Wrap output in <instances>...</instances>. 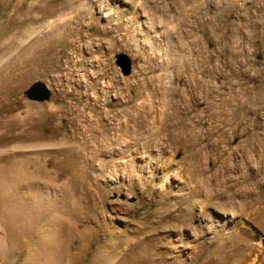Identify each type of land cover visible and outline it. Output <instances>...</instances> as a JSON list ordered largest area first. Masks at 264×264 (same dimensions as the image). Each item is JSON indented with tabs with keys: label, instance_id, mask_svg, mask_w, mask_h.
<instances>
[{
	"label": "rangeland",
	"instance_id": "374dc122",
	"mask_svg": "<svg viewBox=\"0 0 264 264\" xmlns=\"http://www.w3.org/2000/svg\"><path fill=\"white\" fill-rule=\"evenodd\" d=\"M73 3L0 0V264H264V0Z\"/></svg>",
	"mask_w": 264,
	"mask_h": 264
},
{
	"label": "bare ground",
	"instance_id": "6f19581e",
	"mask_svg": "<svg viewBox=\"0 0 264 264\" xmlns=\"http://www.w3.org/2000/svg\"><path fill=\"white\" fill-rule=\"evenodd\" d=\"M54 0H46V5H44V6H42L41 8H40V14L38 15V16H35V17H31L30 19H31V21H33V22H35V23H37V25L36 26H33L32 27V30L28 33L29 34V36H31L30 37V40L28 41V43H27V45L28 46H31V45H37V43H39L40 41L42 42V41H44V44H47V43H49V42H51V40H57L56 38H54V35H58L59 34V32H61V28L62 27H64V25L66 24V23H68V22H65V20H64V14L65 13H68V12H72V11H74L76 8V6L74 5V3H73V1L71 0V2H69L68 3V5H66V6H54V5H50V3L51 2H53ZM69 0H67V2H68ZM48 2V3H47ZM77 2V1H76ZM62 3V2H61ZM54 4V3H53ZM85 6H86V11H87V9H89L90 7H91V5L90 4H85ZM79 7V6H78ZM38 10V9H37ZM84 10V9H83ZM36 11V10H35ZM86 11H85V13H86ZM89 12V11H88ZM84 13V14H85ZM36 15V14H35ZM82 15H79L78 17H81ZM78 17H76V18H78ZM84 17V16H83ZM75 18V17H74ZM75 18V19H76ZM27 19V18H26ZM81 19H82V17H81ZM28 20V19H27ZM73 23H76L75 21L73 22ZM71 24V23H70ZM69 25V24H68ZM76 25V24H75ZM66 26V25H65ZM72 26V25H71ZM68 27V26H67ZM65 28V27H64ZM69 29V28H68ZM29 31V30H28ZM69 33H71V31L69 32ZM26 34V33H25ZM21 35V34H20ZM25 38V37H24ZM23 39V38H22ZM59 40V39H58ZM24 43V42H23ZM12 44L13 45H17V46H19L20 47V49H21V47L23 48L24 46H21V44L20 43H17L16 41H12ZM25 44V43H24ZM47 46V45H46ZM34 47V46H33ZM16 49V48H15ZM19 49V48H18ZM40 49V48H39ZM25 50V49H24ZM32 50V49H31ZM37 50V49H36ZM22 52V51H21ZM32 52V51H31ZM34 52V51H33ZM18 54V53H17ZM14 55V54H13ZM17 56V55H16ZM22 56V55H21ZM262 77V76H261ZM251 92V91H250ZM249 93V92H248ZM262 94H263V92H261ZM260 94V93H259ZM255 95V94H254ZM234 96V95H233ZM238 96V95H237ZM252 96V95H251ZM262 96H264V95H262ZM241 97V96H240ZM234 98H235V96H234ZM231 99V98H230ZM236 99V98H235ZM225 100V99H224ZM232 100V99H231ZM234 100V99H233ZM255 100V99H254ZM239 101V100H238ZM232 102V101H231ZM237 102V101H236ZM248 102H250L249 100H248ZM225 103H227L228 104V106H229V103L227 102V100L225 101ZM233 103V102H232ZM235 103V102H234ZM251 103V102H250ZM238 104V103H237ZM223 105V104H222ZM248 105H250V104H248ZM253 105V104H252ZM238 106V105H237ZM236 106V107H237ZM245 106H247V105H245ZM224 107V106H223ZM230 107H233V106H230ZM238 107H241L240 105L238 106ZM251 107V106H250ZM245 108V107H244ZM237 109H239V108H236L235 109V111L230 115V121H232V120H235L236 119V117H237ZM223 112H224V110H223ZM137 115V114H136ZM137 118V117H136ZM135 118V119H136ZM139 118V117H138ZM137 118V119H138ZM144 119V118H143ZM130 120V119H129ZM132 120V119H131ZM98 121V120H97ZM132 121H134V120H132ZM136 122V121H135ZM99 123V122H98ZM125 123V122H124ZM123 123V124H124ZM126 124V123H125ZM140 124V123H139ZM134 125H135V123H134ZM133 125V126H134ZM166 125H167V123H161V125H160V127L159 128H157L154 132H151V134L149 135V137L150 136H153V138H154V135H158V132H161V131H159L160 129H162V128H165L166 127ZM96 126V125H95ZM123 126V125H122ZM168 126V125H167ZM125 127V126H124ZM137 127H139V126H137ZM136 127V128H137ZM103 128V127H102ZM117 128V127H116ZM129 128V127H128ZM135 128V127H134ZM147 128V127H146ZM98 130H99V128H98ZM97 130V131H98ZM103 130V129H102ZM125 130V129H124ZM129 130V129H128ZM133 130V129H132ZM171 130V129H170ZM169 130V131H170ZM100 131V130H99ZM137 131V130H136ZM101 132H103V131H101ZM119 132L122 134L123 133V131L122 130H119ZM126 132H127V129H126ZM148 132V131H147ZM146 132V133H147ZM172 132V131H171ZM171 132H170V134H171ZM116 133H118V132H116ZM102 134V133H101ZM125 134V133H124ZM103 135V134H102ZM104 135H106V134H104ZM116 135V134H115ZM117 135H119V134H117ZM98 136V135H97ZM107 136V135H106ZM136 136V135H135ZM104 137V136H103ZM110 137H112V135L110 136ZM148 137V136H147ZM146 137V138H147ZM148 137V138H149ZM156 137V136H155ZM122 137H120V139H121ZM134 138V137H133ZM135 138H137V137H135ZM169 138V137H168ZM171 138V137H170ZM176 138V137H175ZM105 139H107V138H105ZM110 139V138H109ZM113 139H114V137H113ZM125 139V138H124ZM129 139V138H128ZM140 139V138H139ZM96 140V139H95ZM101 140V139H100ZM115 140V139H114ZM108 141H110V140H108ZM119 141H121V140H119ZM131 141V140H130ZM144 141V140H143ZM102 142H103V139H102ZM126 142V141H125ZM136 142V141H135ZM145 142V141H144ZM99 143V142H98ZM106 143V142H105ZM103 144V143H102ZM128 144V143H127ZM146 144V143H145ZM121 145H122V143H121ZM126 145V144H125ZM124 145V146H125ZM137 145V144H136ZM94 146V145H93ZM105 146V145H104ZM123 146V145H122ZM103 147V146H102ZM116 148V147H115ZM120 148V147H119ZM117 149V148H116ZM122 149V148H121ZM125 149V148H124ZM147 149V148H146ZM114 150V149H113ZM145 150V149H144ZM121 151V150H120ZM123 151V150H122ZM117 153V152H116ZM124 155V154H123ZM93 156V155H92ZM96 156V155H95Z\"/></svg>",
	"mask_w": 264,
	"mask_h": 264
},
{
	"label": "water",
	"instance_id": "95a60500",
	"mask_svg": "<svg viewBox=\"0 0 264 264\" xmlns=\"http://www.w3.org/2000/svg\"><path fill=\"white\" fill-rule=\"evenodd\" d=\"M117 64L121 67L122 73L124 75L129 73L130 61L125 55L119 54L117 56ZM49 93L50 92H49L47 86L40 81L33 82L25 90L26 97L31 99V100H36V101L45 100L49 96Z\"/></svg>",
	"mask_w": 264,
	"mask_h": 264
}]
</instances>
